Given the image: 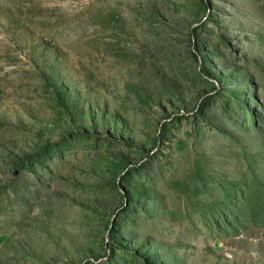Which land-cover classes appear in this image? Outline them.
Listing matches in <instances>:
<instances>
[{"label": "rangeland", "instance_id": "rangeland-1", "mask_svg": "<svg viewBox=\"0 0 264 264\" xmlns=\"http://www.w3.org/2000/svg\"><path fill=\"white\" fill-rule=\"evenodd\" d=\"M0 264H264V0H0Z\"/></svg>", "mask_w": 264, "mask_h": 264}]
</instances>
